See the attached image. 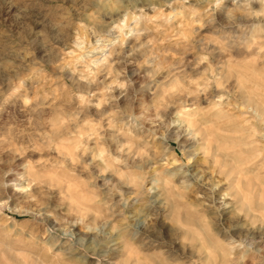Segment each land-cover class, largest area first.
Masks as SVG:
<instances>
[{
  "label": "clouds",
  "instance_id": "obj_1",
  "mask_svg": "<svg viewBox=\"0 0 264 264\" xmlns=\"http://www.w3.org/2000/svg\"><path fill=\"white\" fill-rule=\"evenodd\" d=\"M0 264H264V0H0Z\"/></svg>",
  "mask_w": 264,
  "mask_h": 264
}]
</instances>
